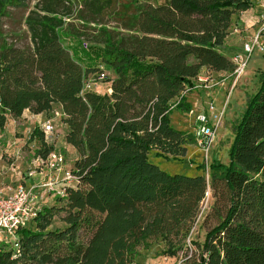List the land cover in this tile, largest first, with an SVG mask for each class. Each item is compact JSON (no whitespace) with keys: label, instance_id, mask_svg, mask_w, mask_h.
Returning <instances> with one entry per match:
<instances>
[{"label":"trees","instance_id":"obj_1","mask_svg":"<svg viewBox=\"0 0 264 264\" xmlns=\"http://www.w3.org/2000/svg\"><path fill=\"white\" fill-rule=\"evenodd\" d=\"M0 0V110L20 118L59 107L66 144L79 155L78 182L0 248V264H136L140 249L166 240L176 257L206 199L202 243L184 264H264V71L235 125L229 163L204 174H170L150 153L182 160L193 133L172 127L192 106L184 91L204 70L233 74L219 49L250 0ZM21 9L25 15L12 14ZM9 21H5V20ZM8 27V29H6ZM88 43L114 77L103 94L85 84L105 73L85 66L66 41ZM106 74V73H105ZM91 75L93 77H91ZM191 93V92H190ZM1 117V122L5 120ZM42 157L53 151L36 127ZM48 144V145H47ZM201 172L204 163L197 165ZM65 212L64 229H50Z\"/></svg>","mask_w":264,"mask_h":264},{"label":"rangeland","instance_id":"obj_2","mask_svg":"<svg viewBox=\"0 0 264 264\" xmlns=\"http://www.w3.org/2000/svg\"><path fill=\"white\" fill-rule=\"evenodd\" d=\"M37 0H32L31 7ZM155 5H160L168 0H150ZM253 3L252 10L238 12L233 18L231 34L225 41V46L219 49L230 57L233 61L236 55L243 53V46L246 43H251L257 36L259 42L264 47V0H250ZM12 14L19 17L25 15L21 9H12ZM259 17V22L255 24L246 23V20L253 17ZM9 21V20H5ZM255 21V20H254ZM247 26V27H246ZM8 29V27H6ZM71 48L73 54L80 58L85 66L96 65L99 69H104L107 77H114L113 74L105 69L99 62V54L95 49L90 48L89 44L83 40L71 39L66 41V45ZM264 71V51L258 48L251 55L248 66L234 86L235 77L229 73H214L204 70L205 74H209L214 83H218L211 90V96L208 97L206 91L196 89L189 93L188 100L192 106V111L188 114H183L181 111H174L170 116V122L173 128L178 131L193 133L195 135V121L199 114L206 113L210 103L213 101L217 110H222L225 104L228 103L226 114L220 128L216 131V139L210 148H204L196 140L194 144L187 145V154L182 160H172L156 155L157 151L150 153V160L159 166V168L172 175L181 174L187 176H196L204 174L207 179L210 178V165L213 161H219L223 164L229 163V150L231 148L235 125L243 115L246 104L249 98L255 94L261 84L262 72ZM91 77H93L91 75ZM110 84L101 82L96 89L97 93L103 94L109 91ZM0 110V188L25 185L29 188L43 182L45 176L49 173L47 168H41L36 165V159L41 155V143L39 140H32L31 135L36 127L41 132V124L45 121H51L55 128V136L49 141L50 147L61 152L66 158L65 167L73 169L75 161L79 155L76 150L65 142L66 127L62 123V113L59 107H55L49 113H43L38 117H34L31 111H27L26 115L20 118H13L10 115L2 116ZM1 117L5 120L1 122ZM47 144V145H48ZM204 163L206 169L199 171L197 165ZM38 172L33 176H29L31 172ZM61 178L60 174H55ZM61 186V184H59ZM58 186V187H59ZM39 196V209L42 211L45 208L52 206L63 207L66 202L61 201V197L55 192L49 195H43V190L37 192ZM211 197V198H210ZM213 204L210 189L206 195V199L201 205V211L196 223L194 224L190 234L183 242L182 251L174 258L165 255L167 249L166 240L160 239L154 243L148 250L140 249L139 256L136 258V264H184L187 256H190L194 251V242L202 243L208 226L214 225L215 220L210 219L204 224L206 216L211 212ZM65 212L57 214L54 218L50 229H64L66 227L63 222ZM11 248V245L0 244V248Z\"/></svg>","mask_w":264,"mask_h":264},{"label":"built area","instance_id":"obj_3","mask_svg":"<svg viewBox=\"0 0 264 264\" xmlns=\"http://www.w3.org/2000/svg\"><path fill=\"white\" fill-rule=\"evenodd\" d=\"M257 36L251 43H246L243 46V53L236 55L233 59L235 70L233 76L235 77L234 86L245 73L248 61L254 51L258 48L264 51V47L259 42ZM106 78V74L102 73L96 78L90 79L85 84V90H94ZM218 83H214L209 74H203L196 81L195 85L184 91V95L200 89L206 91L208 97L211 96V90L216 87ZM228 103L217 110L212 101L206 113L199 114L195 121V136L197 141L204 148H210L216 139V131L220 128L224 116L226 114ZM194 114V111L191 112ZM41 131L44 134L46 143L53 140L55 136V128L51 121H45L41 124ZM66 158L61 152L56 150L51 151L47 157L41 155L36 159L37 168H47L49 175H46L43 182L35 187H27L20 185L16 188L6 187L0 188V244H8L12 246L17 245L18 234L23 228L30 225V223L38 216L39 212V196L37 192L43 190V195L56 193L61 198L65 197L67 187H74L78 182V177L73 169L65 167ZM38 172H31L29 176H33ZM61 173V178L55 174ZM61 184V186H59ZM59 186V187H58Z\"/></svg>","mask_w":264,"mask_h":264},{"label":"crops","instance_id":"obj_4","mask_svg":"<svg viewBox=\"0 0 264 264\" xmlns=\"http://www.w3.org/2000/svg\"><path fill=\"white\" fill-rule=\"evenodd\" d=\"M252 9H250V10H248V11H246L245 13H247V12H249V11H251ZM253 11V10H252ZM255 20V21H254ZM259 20H260V18L259 17H257V16H255V17H253V18H251V19H248V20H246V23L248 24V23H253V24H255V22H256V24H257V22H259ZM247 27V26H246ZM225 46V45H224ZM189 98V97H188ZM27 112V111H26ZM26 112L24 113V116L26 115ZM39 115H34V117H38ZM66 133V132H65ZM66 142V141H65ZM47 175H49V173L47 174Z\"/></svg>","mask_w":264,"mask_h":264},{"label":"bare ground","instance_id":"obj_5","mask_svg":"<svg viewBox=\"0 0 264 264\" xmlns=\"http://www.w3.org/2000/svg\"><path fill=\"white\" fill-rule=\"evenodd\" d=\"M211 198V197H210Z\"/></svg>","mask_w":264,"mask_h":264}]
</instances>
